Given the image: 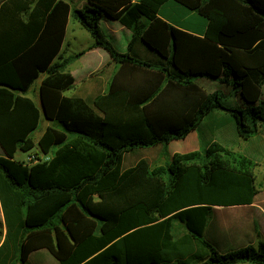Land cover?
Instances as JSON below:
<instances>
[{
    "label": "trees",
    "instance_id": "trees-1",
    "mask_svg": "<svg viewBox=\"0 0 264 264\" xmlns=\"http://www.w3.org/2000/svg\"><path fill=\"white\" fill-rule=\"evenodd\" d=\"M170 1L206 19L203 37L159 17ZM89 2L72 11L64 0H0V264L41 250L58 264H264L257 226L256 245L225 254L205 237L214 208L255 202L254 161L215 141L160 166L146 157L220 113L243 141L260 133L264 0ZM71 14L93 42L66 55ZM103 14L133 32L128 53L101 31ZM95 48L114 65L107 89L96 80L94 93L69 95L70 66ZM202 78L230 91L209 93ZM40 79L38 104L29 95ZM233 94L245 110L229 106ZM18 152L48 159L28 164Z\"/></svg>",
    "mask_w": 264,
    "mask_h": 264
},
{
    "label": "crops",
    "instance_id": "crops-1",
    "mask_svg": "<svg viewBox=\"0 0 264 264\" xmlns=\"http://www.w3.org/2000/svg\"><path fill=\"white\" fill-rule=\"evenodd\" d=\"M64 1L70 4L72 11L75 10L87 11L88 9H94L90 4L89 0H64ZM139 2L140 0H133L134 4ZM170 2L166 3L160 9L159 17L174 27L189 32L193 35L203 37L207 29V24L201 23L200 26L197 25L195 27L193 26L192 28H187L178 24V22L171 20V18H169L168 16L162 15L163 8L169 6ZM140 25H142L143 27H147L149 25V22L147 19L142 18L140 20ZM99 26L101 28V31L102 29L104 30L103 34L106 36V38L109 41H111V43L114 45V47L117 49V51L120 54L128 53L129 43L133 39V32L131 30L124 27L119 21L113 20L108 16H106L105 14H103V16L101 17ZM92 42L93 41L89 33L81 27V25L71 14L69 25L67 28V35H66L63 52L66 53V55H73L79 53L83 50H87L88 47L92 44ZM120 48L123 49L122 52H120ZM77 49H80V51L75 52V50ZM109 62H110V55L106 50L101 48L88 50L81 59H79L74 64H72L69 68V71L76 80V86L79 78L83 80L98 71L99 73L91 79L92 87L87 86L88 89L86 87L85 89L84 88L74 89L72 93L71 92L69 93V95L78 94V93H84V94L94 93L97 90L96 80H100L102 82L103 84L102 89L103 91H105L108 87V84L111 80V76L114 72V65L107 67V65H109ZM75 64L78 65L74 66ZM198 84L202 86L209 93H213L219 90V88H212L213 86H225L220 81H214L203 78L198 80ZM226 88L228 90V87ZM29 96L34 100L37 97V99L39 100V88L37 95L35 97L33 95L32 96L29 95ZM219 115L223 116V113H220ZM48 125L49 123L47 124V126ZM194 132H192L191 134H193ZM259 134L256 135L254 138H252L250 141H248V145L247 148L245 149L244 155L257 164V168L255 170V176L257 179V185L259 187L260 193L256 196L255 202L250 206L214 208L209 224L205 230L206 239L210 241L214 245V247H216V245L219 244L222 245L221 246L223 247L222 249H230V251H232V250L245 248L249 245H256L258 242V233L262 236V239H264V165L262 163V158H261L262 153L264 152V137H262ZM220 137L223 139V141L220 140L221 138L220 139L218 138V140H216L215 142H218L223 146H225L226 148H228L226 145H231L229 144V142H231L229 136L226 134H221ZM232 138H234V134ZM171 144H173V142ZM199 146H200L199 149L194 148L193 150L190 151L188 150L186 152H177L176 150L175 151L176 153H173V155L177 153L186 154V153H190L191 151L193 152L199 151L201 150L200 142H199ZM2 155H5V153L0 146V156ZM228 210H237V211L228 212ZM256 226L258 233L256 231ZM223 251L226 252L229 250H223ZM28 264H58V261L46 250H41L30 255Z\"/></svg>",
    "mask_w": 264,
    "mask_h": 264
},
{
    "label": "rangeland",
    "instance_id": "rangeland-1",
    "mask_svg": "<svg viewBox=\"0 0 264 264\" xmlns=\"http://www.w3.org/2000/svg\"><path fill=\"white\" fill-rule=\"evenodd\" d=\"M172 7H175V8H172ZM162 15L168 16L169 18H171V20H174V21L178 22V24H180L184 27H187V28H192L193 26L195 27L197 25L200 26L201 23L207 24V21L204 18L197 16L193 12L187 10L186 8L182 7L179 4H176L174 2H170L169 6H166L165 8H163ZM102 32H104L103 29H102ZM79 51H80V49L75 50V52H79ZM122 51H123V49L120 48V52H122ZM76 65H78V64H75L74 66H76ZM98 73H99V71L92 74L91 76L83 79V80H81L79 78L77 86L75 87V89H78V88H84L85 89V87L87 88V86L92 87L91 86L92 85L91 79L93 77H95ZM40 82H41V79L38 80L36 82V84L33 86L32 92L30 94L31 96L33 95L35 97L37 95L38 88L40 86ZM212 88H219L220 91L225 92V93L230 91V88H228V90H227L226 86H213ZM35 100L39 104V100L37 99V97L35 98ZM228 104H229V106H231L233 108L245 110V106L242 104L241 100L239 99V97L236 94H233L231 97H229ZM47 124H48V122L43 120L40 123V127L38 128V130L33 133V137L36 141H38L41 138L43 132L45 131ZM217 126H218V129H216ZM218 132H219V134H218ZM221 134H226L231 139V142H229V144H231V145H226L228 148L244 154L245 149L247 148L248 142L243 141L237 135L236 130H235L232 123L230 124V122L225 120L224 117L221 118L220 116L219 117L214 116L212 118L204 120L200 130L191 134L186 140L175 141L166 150L162 149L161 147L149 149L146 151L147 152L146 157L148 158L152 167L164 165V164L169 163L171 161V157H172L173 153H176L175 152L176 150H177V152H186L188 150L189 151L193 150L194 148L199 149V147H200L199 142H200V145L202 148V146L204 147L205 145H208L211 142L218 140V138L220 139ZM233 134H234V138H232ZM259 135L264 137V127H260V134ZM220 140L223 141L222 138ZM226 144H228V143H226ZM37 150L38 149L36 148L35 151H37ZM191 152H193V151H191ZM2 156L5 157V155H2ZM28 157H29V154H27V153L18 152L16 154V159H18L20 161H27ZM38 157H40V155ZM261 158H262V163L264 165V152L262 153ZM134 162H135V158L128 156L124 162V167L127 169V168L133 166ZM236 211L237 210H228V212H236ZM1 222H3V214L1 211V207H0V223ZM0 231H2L1 226H0ZM2 238H3L2 234L0 233V244L2 242ZM221 246L222 245L218 244L215 247L217 250H219V252L221 254L231 252L230 249H222L223 247H221ZM223 250H229V251L225 252ZM232 251H235V250H232Z\"/></svg>",
    "mask_w": 264,
    "mask_h": 264
},
{
    "label": "built area",
    "instance_id": "built-area-1",
    "mask_svg": "<svg viewBox=\"0 0 264 264\" xmlns=\"http://www.w3.org/2000/svg\"><path fill=\"white\" fill-rule=\"evenodd\" d=\"M48 157L44 156V155H40V157H37L36 155H29L28 160L26 161L28 164H31L33 162H37L39 160H47Z\"/></svg>",
    "mask_w": 264,
    "mask_h": 264
}]
</instances>
